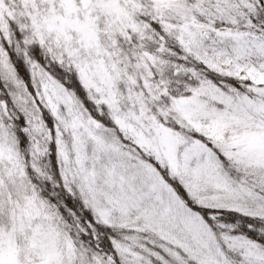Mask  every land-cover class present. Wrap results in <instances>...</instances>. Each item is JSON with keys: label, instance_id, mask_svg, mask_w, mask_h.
Listing matches in <instances>:
<instances>
[{"label": "snow or ice", "instance_id": "6c2138e0", "mask_svg": "<svg viewBox=\"0 0 264 264\" xmlns=\"http://www.w3.org/2000/svg\"><path fill=\"white\" fill-rule=\"evenodd\" d=\"M0 264H264V0H0Z\"/></svg>", "mask_w": 264, "mask_h": 264}]
</instances>
